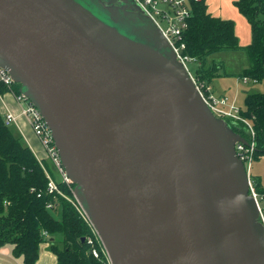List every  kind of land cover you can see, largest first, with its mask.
<instances>
[{"label":"water","instance_id":"water-1","mask_svg":"<svg viewBox=\"0 0 264 264\" xmlns=\"http://www.w3.org/2000/svg\"><path fill=\"white\" fill-rule=\"evenodd\" d=\"M0 0V66L49 124L112 264H264L236 149L134 0ZM85 242V237L82 238Z\"/></svg>","mask_w":264,"mask_h":264},{"label":"trees","instance_id":"trees-1","mask_svg":"<svg viewBox=\"0 0 264 264\" xmlns=\"http://www.w3.org/2000/svg\"><path fill=\"white\" fill-rule=\"evenodd\" d=\"M239 10L251 23L253 40L241 46L235 22L211 14L206 0H192V16L184 32L185 53L197 60L195 77L206 83L220 75L221 62L209 57L222 51L246 50L250 65L242 78L264 81V0H237ZM14 88L20 92V84ZM0 90L7 88L0 84ZM241 115L250 119L255 131V159L264 156V92H251L245 99ZM228 125L248 141L251 132L242 121L226 120ZM264 195V182L254 183ZM48 178L33 150L5 124L0 104V247L11 244L13 253L22 256L25 264H35L42 243L49 242L56 254L55 264H109L97 258L82 238L89 229L74 206L62 196L47 191ZM38 193L42 195L39 197ZM53 203L49 208L48 204ZM264 209V206H263ZM49 233V238L44 236Z\"/></svg>","mask_w":264,"mask_h":264},{"label":"built area","instance_id":"built-area-1","mask_svg":"<svg viewBox=\"0 0 264 264\" xmlns=\"http://www.w3.org/2000/svg\"><path fill=\"white\" fill-rule=\"evenodd\" d=\"M142 12L150 17L156 26L161 30L169 44L174 49L178 59L184 63L188 71L190 72L198 90L200 91L203 99L208 104L212 112L219 118L225 120L244 121L248 126L252 140L248 144L243 142H237L236 149L239 157L244 161L249 178H250V191L256 198L261 220L264 223V195L258 193L255 188L254 182L251 179L252 164L255 160V131L250 119L244 118L241 115V108H237L235 105L228 101L227 96H217L209 87L208 83L204 80H200L195 77L193 72L188 67L189 61L197 60L185 53L186 42L184 40V32L189 26V19L192 16V0H134ZM198 1V0H196ZM245 80H248L246 78ZM0 84L7 88L8 92H11L17 102L21 104V112L19 114L14 113L11 110H7L4 114L5 124L10 126L16 123L20 116H26L30 122L31 128L39 139L42 150L44 152L43 157L38 156V160L43 167L45 174L48 178L47 191L55 196H62L68 202H70L77 210L80 217L84 220L88 226L89 232L85 236V241L91 246V252L97 258H105L109 264L111 263L109 253L102 241V238L93 224L90 216L84 209L81 202L76 197L74 190L75 184L68 175L58 149L55 144L52 130L44 119L42 113L38 107L23 93L17 92L14 88L16 82L5 68L0 66ZM0 102H4V92L0 90ZM50 164L51 168L48 166ZM70 192V193H68ZM42 194L38 193L40 197ZM53 203L48 204V207H53ZM44 236L49 238V233L44 231Z\"/></svg>","mask_w":264,"mask_h":264},{"label":"rangeland","instance_id":"rangeland-1","mask_svg":"<svg viewBox=\"0 0 264 264\" xmlns=\"http://www.w3.org/2000/svg\"><path fill=\"white\" fill-rule=\"evenodd\" d=\"M79 1L91 7L96 13L100 15H104L103 9L97 0H79ZM224 2H225L224 9H225V13H227L228 15L227 17L233 19L235 22L236 34L239 38V42L242 45L245 46L248 45L253 40V32L250 21L239 10V7L236 4V0H225ZM226 54L228 53L222 52L220 55H215L214 57H211V60L215 59L217 61L221 57L225 58L227 56ZM222 60L226 64L225 60L224 59ZM226 60L228 62L229 69L235 66L238 67V70L236 71L238 73L244 72V70L247 69L250 65L249 53L246 50H240L235 54H230L228 55ZM188 67L193 73H196L197 62L189 61ZM208 85L217 96H220V93L226 95L228 101L231 104L241 109H245L246 107V102H245L246 93L256 90L257 92L264 91V81L244 82V80L241 79L240 77L232 76V75L213 78L212 82L210 81ZM242 122L244 123V121ZM253 163H254V165L252 164L253 177L258 173V175L262 176V178L264 179V157L262 156L260 160H254ZM47 164L50 167V169H52L48 162ZM44 248L51 250L50 245L46 243H42L40 246V250L42 249L44 250Z\"/></svg>","mask_w":264,"mask_h":264},{"label":"crops","instance_id":"crops-1","mask_svg":"<svg viewBox=\"0 0 264 264\" xmlns=\"http://www.w3.org/2000/svg\"><path fill=\"white\" fill-rule=\"evenodd\" d=\"M224 1L225 0H206V4H207L208 10L211 14H213L215 16H219V17L224 18V19H230L227 17L228 16L227 13H225V9H224L225 2ZM231 20H233V19H231ZM235 31H236V26H235ZM240 45L243 47L245 46V45H242L241 43H240ZM222 52L228 53V54H226L227 56L225 58L221 57L220 59H218L219 61L218 60L216 61L215 59L211 60V57H214L215 55H220ZM222 52L215 53L209 57V62H221V63H223V66H224L223 69L221 70V72H223V73L215 76L214 78L221 77V76H230V75L240 77L241 73L236 72L238 70V67L235 66V67H231L229 69L228 68V62L226 60L228 55L235 54L238 51H222ZM222 59L225 60L226 64L224 63V61ZM234 72H236V73H234ZM240 78L243 79L244 82L253 81V80H249V79L245 80V78H242V77H240ZM254 82H258V81H254ZM251 92H257V90L251 91ZM251 92L246 93V96ZM260 92H264V91H260ZM221 95H223V94L220 93V96ZM224 96H226V95H224ZM246 96H245V98H246ZM0 104L2 106V110H3L4 114L7 112V110H11L16 114H19L21 112L22 106L19 102L16 101L15 96L11 92L6 91L4 93V102H0ZM9 127L11 128V130L16 135L21 137L22 142L24 144L28 145L33 150V152L36 154L37 157L38 156L39 157L44 156V152L42 150L41 143H40L39 139L36 137V135L34 134L32 128H31L30 122L26 116H23V115L20 116L18 121L16 123L11 124ZM260 159H257V160H260ZM253 165H254V163H253ZM251 179L254 183H255V181H257L259 179L264 182V179L262 178V176L258 175V173L253 177L252 171H251ZM45 243L50 245L49 242H45ZM56 261H57L56 254L52 250L44 248V250L43 249L40 250L39 258L35 264H55ZM0 264H25V263H24V258L22 256H16L13 253V246L11 244H6V245L0 247Z\"/></svg>","mask_w":264,"mask_h":264}]
</instances>
